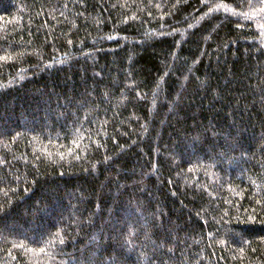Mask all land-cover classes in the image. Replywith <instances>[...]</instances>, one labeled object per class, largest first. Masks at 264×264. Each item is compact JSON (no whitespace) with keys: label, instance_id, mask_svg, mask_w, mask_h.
Segmentation results:
<instances>
[{"label":"trees","instance_id":"obj_1","mask_svg":"<svg viewBox=\"0 0 264 264\" xmlns=\"http://www.w3.org/2000/svg\"><path fill=\"white\" fill-rule=\"evenodd\" d=\"M0 264H264V0H0Z\"/></svg>","mask_w":264,"mask_h":264}]
</instances>
